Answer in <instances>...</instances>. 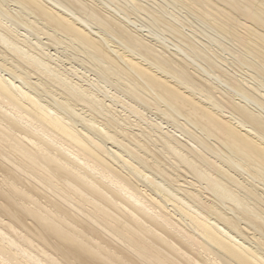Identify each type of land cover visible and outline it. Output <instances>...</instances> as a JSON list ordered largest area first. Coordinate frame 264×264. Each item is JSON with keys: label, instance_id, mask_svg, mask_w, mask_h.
Instances as JSON below:
<instances>
[{"label": "bare ground", "instance_id": "1", "mask_svg": "<svg viewBox=\"0 0 264 264\" xmlns=\"http://www.w3.org/2000/svg\"><path fill=\"white\" fill-rule=\"evenodd\" d=\"M0 264H264V0H0Z\"/></svg>", "mask_w": 264, "mask_h": 264}, {"label": "rangeland", "instance_id": "2", "mask_svg": "<svg viewBox=\"0 0 264 264\" xmlns=\"http://www.w3.org/2000/svg\"><path fill=\"white\" fill-rule=\"evenodd\" d=\"M170 5H171V4H170ZM170 5L167 6L168 10H170V9L175 10L176 13H180L181 16L184 17V16H183L184 13H182V12H180V11L178 12L179 9H182V8H180L181 5L178 6L179 4H177V5L172 4V5H171L172 7H171ZM174 5H175V6H174ZM173 7H174V8H173ZM178 7H179V8H178ZM175 8H176V9H175ZM182 11L185 12V9H182ZM182 14H183V15H182ZM133 16L135 17V15H133ZM189 16H190V15H189ZM191 16H192V15H191ZM191 16H190V18H189L190 20L188 19V20L190 21V22H188V24L194 26L193 28H194V29L196 28L198 32L200 31V33H201V34H200V35H201L200 37H201L202 39H206V38H205L206 36H203V35H204V34H203V32H204L203 30H206L207 32L214 34V32L208 27V25H205V26H204V25L201 24L196 18H194L193 16L191 17ZM136 18H137V17H136ZM192 19H193V20H192ZM139 20L142 21V19H139ZM141 21H138V22L142 23ZM192 21H193V23H195L194 25H193ZM197 21H198V22H197ZM197 24H198V25H197ZM196 25H197V26H196ZM202 26H203L204 28H203ZM206 26H207V27H206ZM199 27L202 28L203 30H201ZM155 29H157V28H155ZM208 29H210V30H208ZM145 33H147V31H146ZM202 36H203L204 38H203ZM217 37H218V36H217ZM206 40H207V39H206ZM170 41H171V40H170ZM221 41L224 42V43L226 42L225 40L223 41V38H221ZM167 43H168V42H167ZM226 44H228L227 46H229L230 53H229V51H228V53H227V51L225 52V51L221 50V48L219 47V45H218V46L215 45V46H216V48H217L219 51L221 50V52H223L224 56H227V55H228V58H230V61H231L232 59H235V58L232 56V53H231V52H234V54H235V52H238V51H237V50H238V49H237L238 46L235 47L236 45L233 44V43H231V41H229V42L227 41ZM232 44H233V45H232ZM171 47H172V46H171ZM231 47H233L236 51H233L234 49L231 48ZM172 48H173V47H172ZM230 48H231V49H230ZM226 53H227V55H226ZM230 54H231V55H230ZM231 56H232L233 58H232ZM232 63H233L234 65H232ZM232 63H230V66H231V67H235V66H236L235 68H236V69H237V68L240 69L242 72H243V71L245 72V70H246V71H247V70H249V71L252 70L251 68H249V67L246 66V65H243V64H239V63H238L239 66L237 67V64H236L235 62H232ZM241 66H242V67H241ZM244 68H245V69H244ZM251 72H252V71H251ZM245 73H246V72H245Z\"/></svg>", "mask_w": 264, "mask_h": 264}]
</instances>
